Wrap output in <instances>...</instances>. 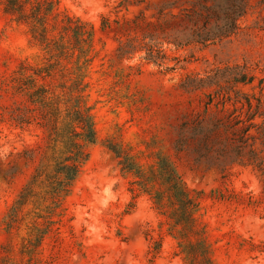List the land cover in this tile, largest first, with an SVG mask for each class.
I'll return each mask as SVG.
<instances>
[{"label":"rangeland","instance_id":"374dc122","mask_svg":"<svg viewBox=\"0 0 264 264\" xmlns=\"http://www.w3.org/2000/svg\"><path fill=\"white\" fill-rule=\"evenodd\" d=\"M57 1L93 27L83 71L97 138L39 245L27 227L42 223V207H25L7 233L44 135L6 120L20 99L0 89V264H185L148 197L131 199L109 142L144 166L166 157L199 194L212 264H264V0ZM63 42L73 69L71 30ZM43 58L0 11V85Z\"/></svg>","mask_w":264,"mask_h":264},{"label":"trees","instance_id":"16d2710c","mask_svg":"<svg viewBox=\"0 0 264 264\" xmlns=\"http://www.w3.org/2000/svg\"><path fill=\"white\" fill-rule=\"evenodd\" d=\"M0 11L9 22L26 27L29 43L44 56L41 65L20 62L0 85L4 93L20 99H13L6 120L21 129L35 125L44 135L38 164L9 208L4 223L5 231L11 233L19 228L25 207H42V223L35 221L27 227L26 241L37 246L56 223L54 217L60 215L63 200L88 158L87 147L97 138L83 71L90 61L85 57L93 27L60 11L57 0H0ZM68 30L72 31L78 51L73 69L65 65L69 55L63 40ZM81 58L84 59L80 61ZM106 147L120 171L131 178V199L148 197L185 264H212L210 244L195 215L199 194L185 186L169 160L157 157L154 163L144 166L123 147L112 142ZM158 242L154 250H158Z\"/></svg>","mask_w":264,"mask_h":264}]
</instances>
